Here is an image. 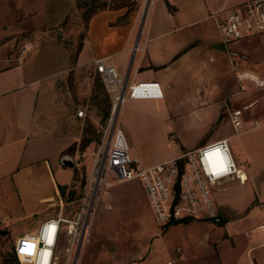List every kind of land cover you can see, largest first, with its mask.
Wrapping results in <instances>:
<instances>
[{
    "label": "rangeland",
    "instance_id": "1",
    "mask_svg": "<svg viewBox=\"0 0 264 264\" xmlns=\"http://www.w3.org/2000/svg\"><path fill=\"white\" fill-rule=\"evenodd\" d=\"M145 2L0 0V57L17 55L15 51L21 49L20 52L29 55L26 66L34 76L45 82L54 80L52 87H55V92L47 88L46 95L54 92L56 98L75 114L78 108L85 112V115L80 116V138L75 142L74 150L67 151L73 159L74 169L72 179L64 185L63 193L59 190L51 199L37 203L40 190L50 187L47 172L38 166L22 168L15 177L0 179V264H20L14 251V242L20 233H27L18 240L20 257L24 258L26 252L31 253L37 240L30 230H34L46 216L59 212L71 216L77 208V199L97 144L94 137L101 131L106 120L102 118L101 106L104 105L102 99L105 92L108 94L104 85L98 87L101 81L94 64L79 61V50L91 15L97 11L110 10L115 13L113 22H133L138 25ZM86 14L90 15L88 19ZM108 16V12L101 11L94 17L85 48L98 51L113 46L119 40L124 26H109L106 23ZM238 43L247 48H226L232 55L233 74L245 68L264 77V34L246 37ZM250 80L242 79L238 96L228 101L227 107L242 108L250 104L243 109L244 119L262 118L264 84L255 80L244 84ZM130 104L131 100L125 103L118 125L126 138L129 141L132 139L130 152L136 155L139 163L158 161L182 152L185 147L188 149L194 142L201 145L211 139L210 131L201 134L202 128L192 121V116L165 117L155 112L158 103H138L140 105L135 106V112L141 109L149 112L148 116H142L130 110ZM127 111L135 114L126 117ZM224 115L228 118L226 106ZM243 128L244 124L240 129ZM222 130L234 132L227 122ZM83 134L93 139L81 148ZM241 139L252 158L263 159L264 125L231 137L230 146L236 150ZM241 175H245L243 171ZM246 186L232 182L227 192L234 193V198L240 199L247 191ZM261 187H264V183L255 188L258 196ZM37 208L41 210L30 212ZM190 220L191 223L186 226L162 224L155 219L138 180L116 183L105 188L95 202L88 241L83 246L77 264H155L166 255L167 246L176 248L177 244L187 239L215 235L207 224L212 223V220ZM170 256L167 260L175 264V253Z\"/></svg>",
    "mask_w": 264,
    "mask_h": 264
},
{
    "label": "crops",
    "instance_id": "2",
    "mask_svg": "<svg viewBox=\"0 0 264 264\" xmlns=\"http://www.w3.org/2000/svg\"><path fill=\"white\" fill-rule=\"evenodd\" d=\"M241 1L151 0L142 23L140 21L139 37L140 23L113 22L115 13L101 10L108 12L106 23L109 26L124 28L113 46L92 51L85 47L91 22L101 12L97 11L87 24L79 61L94 64L95 58L105 56L119 72L126 73L128 81L154 79L160 82L162 98L127 99L120 114L128 100H131L129 109L132 111L140 105L138 103H158L155 112L161 116H192V121L201 126V134L210 131L211 139L201 145L222 137H227L229 142L231 137L264 125V117L256 118V126L249 124L247 117L240 133L222 130L226 122L232 127L224 115L225 106L227 108L228 101L238 96L242 79L253 78L245 85L252 80L264 84V77L245 68L233 74L232 55L220 41L216 24L209 16L211 11ZM239 41L231 43L229 48H247ZM137 42L138 47L132 49ZM20 50L15 51L17 55L0 57V179L15 177L25 167H41L47 172L50 187L38 193L39 204L59 192L58 184L65 185L72 179L73 166L62 164L60 157L79 140L81 119L56 98L54 80L45 82L31 73L26 66L29 55ZM239 73L242 74L238 76ZM47 88L54 92L46 95ZM141 110L134 112L148 116V111ZM134 114L127 111L126 117ZM127 141L131 151L133 141ZM195 143L187 148L201 146ZM230 150L246 180L239 182L231 176L214 188L219 215L207 224L215 235L187 239L176 248L167 246L166 255L160 261L175 253V264H264V187L259 196L255 193V188L264 183V149L263 159H254L241 139L237 149L230 146ZM154 162L157 161L146 163ZM232 182L247 185L242 198H234V193L227 192ZM39 210L41 208L30 212ZM190 223L191 220L176 225ZM87 241L88 238L85 244Z\"/></svg>",
    "mask_w": 264,
    "mask_h": 264
},
{
    "label": "built area",
    "instance_id": "3",
    "mask_svg": "<svg viewBox=\"0 0 264 264\" xmlns=\"http://www.w3.org/2000/svg\"><path fill=\"white\" fill-rule=\"evenodd\" d=\"M150 1L145 2L141 23ZM209 16L225 48L246 37L264 34V0H243L211 11ZM137 47L138 42L131 48ZM94 69L110 96V107L77 199V208L71 216L61 212L48 216L36 229L30 230L37 240L24 258L20 257L18 240L27 233L19 234L14 251L20 264H77L88 238L95 202L105 188L116 183L138 180L155 219L165 224L182 218H217L219 210L214 188L221 184L219 180L228 176L239 182L246 180L227 137L185 149L154 163H139L118 125L121 106L130 98H162L160 82L154 79L128 81L126 73L119 72L105 56L94 59ZM76 114L82 116L85 112L78 108ZM227 114L234 134L240 133L245 121L243 108L227 107ZM248 122L258 125L256 118H249ZM155 264H173V261Z\"/></svg>",
    "mask_w": 264,
    "mask_h": 264
},
{
    "label": "trees",
    "instance_id": "4",
    "mask_svg": "<svg viewBox=\"0 0 264 264\" xmlns=\"http://www.w3.org/2000/svg\"><path fill=\"white\" fill-rule=\"evenodd\" d=\"M87 15V19L89 18L88 14ZM99 77V76H98ZM100 79V78H99ZM101 81V80H100ZM100 86H103V83L101 81V83L98 84V87ZM104 102V105L101 106V111H102V118H106L107 115H108V112H109V107H110V97L109 95L105 92L104 94V98L102 99V103ZM100 135H101V131L99 133L96 134V136L94 138H96V140L98 141L99 138H100ZM82 139H83V143L81 145V148H83L84 146H86L93 138L92 137H88V136H85L84 134L82 135ZM75 148V143L71 144L66 151H73ZM58 188L60 190L61 193L64 192V188L65 186L64 185H60L58 184ZM190 218H182V219H177V220H173L171 222H168L166 223L167 225L170 224V223H173V224H176V223H179V222H187L189 221Z\"/></svg>",
    "mask_w": 264,
    "mask_h": 264
},
{
    "label": "water",
    "instance_id": "5",
    "mask_svg": "<svg viewBox=\"0 0 264 264\" xmlns=\"http://www.w3.org/2000/svg\"><path fill=\"white\" fill-rule=\"evenodd\" d=\"M60 161H61L62 164L67 165V166H73L74 165L73 159L67 153H64V154L61 155ZM229 178H231V176L221 178L219 180V182L223 183L224 181L228 180Z\"/></svg>",
    "mask_w": 264,
    "mask_h": 264
},
{
    "label": "bare ground",
    "instance_id": "6",
    "mask_svg": "<svg viewBox=\"0 0 264 264\" xmlns=\"http://www.w3.org/2000/svg\"><path fill=\"white\" fill-rule=\"evenodd\" d=\"M256 78V77H255ZM251 79H253L252 77H251ZM264 83V82H263Z\"/></svg>",
    "mask_w": 264,
    "mask_h": 264
}]
</instances>
